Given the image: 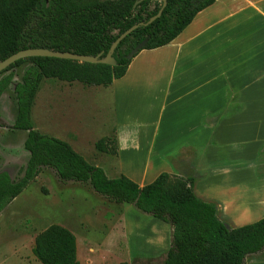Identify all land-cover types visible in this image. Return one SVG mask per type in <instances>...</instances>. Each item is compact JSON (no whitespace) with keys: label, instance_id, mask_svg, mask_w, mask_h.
<instances>
[{"label":"crops","instance_id":"1","mask_svg":"<svg viewBox=\"0 0 264 264\" xmlns=\"http://www.w3.org/2000/svg\"><path fill=\"white\" fill-rule=\"evenodd\" d=\"M110 90L105 176L140 188L161 174L188 179L228 229L264 217V0H216L172 42L140 51ZM245 262L264 264V251Z\"/></svg>","mask_w":264,"mask_h":264},{"label":"trees","instance_id":"2","mask_svg":"<svg viewBox=\"0 0 264 264\" xmlns=\"http://www.w3.org/2000/svg\"><path fill=\"white\" fill-rule=\"evenodd\" d=\"M0 0V62L28 49H45L104 58L119 35L147 22L162 6L154 0ZM216 0H166L160 18L138 28L122 40L112 54L116 65L77 63L53 58H27L15 62L0 76V98L10 86L13 69L29 64L14 87L16 114L13 131L26 133L23 143L28 160L22 176L12 180L0 172V214L42 168L52 170L60 182L87 184L96 194L118 205H132L171 229L170 246L163 264H245L247 256L264 251V217L228 229L216 217L213 205L198 200L191 181L159 175L140 188L124 176L108 179L101 168L86 162L67 143L34 131L30 112L43 79L84 87L107 88L121 79L131 61L128 53L145 38L143 50L172 42ZM136 56V55H135ZM107 140L95 148L105 152ZM116 155V141H110ZM31 253L38 264H79L75 236L51 225L34 238Z\"/></svg>","mask_w":264,"mask_h":264},{"label":"rangeland","instance_id":"3","mask_svg":"<svg viewBox=\"0 0 264 264\" xmlns=\"http://www.w3.org/2000/svg\"><path fill=\"white\" fill-rule=\"evenodd\" d=\"M28 65L11 71L12 82L0 98V172L12 180L22 176L28 160L23 148L26 133L12 130L14 87ZM111 104L110 86L84 87L43 79L30 121L34 131L67 143L89 164L112 169ZM103 140L108 142L100 153L95 144ZM106 176L116 178L110 173ZM161 223L132 205L109 202L87 184L60 182L52 170L42 168L0 214V264H38L31 253L34 238L51 225L75 236L79 264H163L171 236L169 232L163 245L158 244Z\"/></svg>","mask_w":264,"mask_h":264},{"label":"water","instance_id":"4","mask_svg":"<svg viewBox=\"0 0 264 264\" xmlns=\"http://www.w3.org/2000/svg\"><path fill=\"white\" fill-rule=\"evenodd\" d=\"M145 0H140L135 3L134 7ZM159 3H162L161 8L157 12V14L153 17H151L147 22H141L134 26H132L130 29L122 33L118 36V38L113 42V44L110 46V49L107 53V55L104 58H101V55H98L96 57H90V56H83V55H76L68 52H56V51H49L45 49H28L24 51L17 52L10 57L6 58L2 62H0V73L6 70L9 66L13 65L15 62L27 58H53V59H60V60H69L77 63H86V64H102L107 66H115L116 63L114 59L112 58V54L118 44L124 40L127 36H129L132 32L137 30L138 28L147 27L151 25L154 21H156L158 18H160L163 10L166 7V0H154ZM148 42V38H145L142 42H140L134 49H132L128 55L125 57L127 61H131L135 55H137L140 51H142Z\"/></svg>","mask_w":264,"mask_h":264}]
</instances>
